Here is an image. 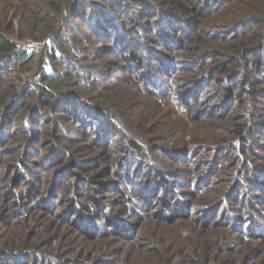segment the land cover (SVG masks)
<instances>
[{"label": "trees", "instance_id": "trees-1", "mask_svg": "<svg viewBox=\"0 0 264 264\" xmlns=\"http://www.w3.org/2000/svg\"><path fill=\"white\" fill-rule=\"evenodd\" d=\"M139 30L149 37H141ZM46 38L51 44L49 53L33 54L22 47ZM102 41L107 44L104 51L118 57L122 68L142 86L143 95L150 100L139 105L140 110L152 111L142 127L146 136H136L124 127L134 106L122 101L131 96L119 95L114 103L102 90L93 93L99 85L96 80L87 79L89 72L79 63L84 56H99L93 51L100 50L98 43ZM149 44L168 53L161 54ZM151 54L168 78L157 89L148 86L151 81L147 72L155 67ZM48 63L75 73L66 69L46 73ZM100 65L103 62L97 61L95 67ZM94 70L102 72L101 68ZM39 73L40 81H36ZM71 84L75 90L68 88ZM210 87L216 96L210 107L217 108L214 115L223 122L218 135L196 133L190 127V122H197L193 120L181 125L174 120L160 123L167 110L172 109L171 103L184 119L198 117L188 109L197 105L200 95ZM257 102H264V0H0V148H6L0 152V168L5 164L2 172H23L29 165L27 154L39 144L44 154L54 156L60 164L58 172L50 177L49 191L54 192L58 184L75 188L67 195L76 204L71 214L79 215L77 203L83 202L80 197L96 200L102 195L106 184L99 188L93 182L98 180L97 173L107 169L98 166L100 171L87 175L85 181L79 178L73 146L80 141L67 137L61 127V120L68 118L67 112L72 116L71 130L85 134L90 150L101 145L119 155L118 164L132 156L139 181L130 184L136 188L145 182L154 183L156 189L151 193L158 199L159 189L163 192L169 188L165 179L169 172L190 174L178 162H186L189 156L197 158L206 149L215 153L224 146H235L239 150V139L250 141L255 132L264 130V111ZM233 104L242 111L233 114ZM14 119L23 120L14 125H27L17 135L6 129ZM158 141L164 143L157 145ZM208 142L213 143L207 145ZM158 148L165 151L158 152ZM148 152L156 154V160L158 153L163 159H142ZM9 154L12 158L6 160ZM169 160L174 169L164 168ZM205 165L207 168L211 164ZM65 170H72L77 179L71 183L69 178L59 176ZM25 180L29 181L27 177ZM230 182L222 187V192L213 193L208 203H190L187 213L178 210L183 201L174 209L170 205L171 214L157 220L160 230L144 233L143 229L139 233L142 248L124 264H248L253 258L251 245L245 251L240 246L232 247L228 242L233 235L220 219L201 220L203 213L215 212L227 200H240L238 194H233L239 183L235 177ZM201 183L187 181V185L195 186L197 195ZM79 188L83 192H78ZM5 191L0 188V264H95L106 262L112 254L117 256L113 264H119L124 247L97 243L98 234L88 223L75 228V236L68 242L60 238L66 242L61 250L56 245L61 236L58 228H44L47 218L55 217L53 213L38 216L40 207L35 205L16 210L18 202L3 196ZM29 191L32 193L31 187ZM177 193L181 190L172 195ZM139 200L146 205L153 203L142 193ZM66 222L79 227L76 221ZM165 229L170 231H162ZM243 230L239 229L238 236L248 239ZM119 235L123 236L121 232ZM79 238L95 245L82 248Z\"/></svg>", "mask_w": 264, "mask_h": 264}, {"label": "rangeland", "instance_id": "rangeland-1", "mask_svg": "<svg viewBox=\"0 0 264 264\" xmlns=\"http://www.w3.org/2000/svg\"><path fill=\"white\" fill-rule=\"evenodd\" d=\"M138 33L141 34V37H149L142 30H139ZM115 37L119 36L117 35ZM49 42V38H46L40 42L32 41L25 43L22 47L33 54H38L42 51L49 53L51 50V44ZM98 44L101 45L100 50H94L93 52L97 53L96 55L99 56L89 59L84 56L79 60V63L85 65L86 71L89 72L87 79L96 80L95 83L99 85L97 88L95 86L93 93H99V91L102 90L107 99L114 103L118 102L119 95H123L124 98L131 96L122 101L124 104L125 102L133 103L134 106L129 112L130 114L124 127L126 131L136 136H146L142 127L144 123H146L148 117H150L152 111L140 110L141 108H139V105L148 103L150 101L149 98L143 95L141 90L142 86L133 80V76H128L127 71L122 68V63L118 57L111 52L106 53L104 51V47H106L107 44H105L104 41ZM149 45L153 46V44ZM109 47L115 49L113 45ZM153 47L156 51L160 50L161 54H164L162 52H165V54L168 53L164 49L158 48V46ZM150 59L153 61L155 67L147 72L151 81L148 86L157 89L158 87L164 86L168 82V78L162 73L161 66L153 59L152 54ZM97 61L103 62V65L95 67ZM57 63L58 62H56V64ZM56 64H46L47 68L44 72L51 73L53 69H57L58 71L66 69L64 66ZM100 68L102 69L100 74L93 72L97 71L94 69ZM40 73L39 75H35L36 81H40ZM68 73H75V71L69 69ZM176 75H179V72H177ZM69 76L70 75L67 77ZM23 81L24 79L21 80V83H23ZM68 88L71 90L76 89L72 84L68 85ZM215 99L216 96L213 92V87L208 88L206 93L200 95L198 104H193V108L190 107L188 109L190 112L195 111L198 117L191 115L192 118L188 116L187 119H184L182 113L176 108L177 106L171 103L169 107L172 109L167 110V113L161 118L160 123H169L170 120H174L181 125L182 123L186 124L193 120L197 122H195L196 124L190 122V127L194 129L196 133L206 131L210 135H218V127L223 122L214 115L217 108L210 107ZM260 99H263V97H260ZM30 100L31 98L29 101ZM191 101L192 100H188V102ZM120 103L121 102H119V104ZM257 103H259L260 108L264 111V102ZM232 107L236 110L231 111L233 114L242 111L241 108L235 106V104H233ZM57 114L60 115L59 112H57ZM67 116L68 118L65 120H61V127H64V133L69 135L67 137L71 139L77 137V140L80 141L79 144L73 146V148H75L74 163L76 164L75 168L77 169L79 178L85 181L87 175H93L96 171H100L99 167H106L107 169L105 172L101 171V173H97L96 177L98 180H94L93 182V185L99 188H101L104 183L106 184L105 188L101 190L102 195L98 196L96 200L80 197V200L83 202L77 203L80 207L79 215L71 214L76 204L71 202L69 196H67L69 190L73 191L75 188L65 184H58L54 192H50L47 188L49 186L50 177L53 178L54 173L56 174L58 172L60 164H57V159H55L54 156H50L48 153L44 154L43 148L39 144L35 146L37 148L36 150L33 148L32 151L27 154L29 165L27 169L24 168L22 170L23 172L18 175L15 171L11 172L10 169L7 170L9 173L2 172L5 168V164H2L0 168V188H6L3 196H7L11 198L10 200L18 202V204H16V210L24 209L29 205H35L38 208L40 207L37 209L38 216L41 214L45 215V213L49 214L48 212L53 213L52 215L55 217L51 216L47 218L44 223V228L47 229L48 227L50 231H55L56 227L58 228L61 236L56 241V245H58L60 249L64 243L68 242L69 238L75 236V228L80 229L81 225L88 223L90 225L92 224L94 231L98 234L97 243L110 244L115 248L124 247L118 257V263L124 264L125 260H132L134 256H136V253L142 248L143 240L139 239V233H142L143 229L145 230L144 233L153 232L156 229L160 230L157 220L160 219V216L164 217L165 215L171 214L170 205L174 206V209L183 201L184 203H182L181 207H178V210L187 213L190 209V203H208L209 200H212L210 198L213 196V193L222 192V187L224 186L225 188L226 185H229L231 183L230 180L235 177L237 183H239V190L237 189L233 194L236 196L238 194L240 200L234 201L232 200L233 198L227 200L224 206L219 207L215 212L203 213V215H201V220L209 221L215 219L219 221L220 219L222 223L226 225L227 229H230L233 235L228 244L233 245L232 247L240 246L244 251L251 245V247H253L251 250L253 258L248 264H264V130L255 132L256 136L250 141L239 139V150L235 149V146H224L222 149L216 150L215 153L206 149L205 152L198 155L197 158H194L195 156H189L186 162H178L177 164H181L183 169L189 170L190 174H187L188 172L174 174L169 172L170 175L165 178L169 188L163 190V192L162 188H160L159 191L161 194L157 199L152 196L153 191L156 189L154 183L150 181L145 182L136 188L132 186L133 184H130V181L135 183L139 181V173H134L136 167L135 164L132 165L134 163V158L132 156L126 159L123 164H118L120 161L118 158L119 155L111 150L101 145L100 148L90 150L85 144L89 141L85 134L81 131L73 132L70 127L72 125V116L69 112H67ZM22 121L23 120L17 119L12 120V126L6 128L8 133H13L15 135L20 133V129L27 125H14V123H22ZM229 135L227 136L228 138ZM151 136L154 137V135ZM157 143V145H160L164 143V141H158ZM212 143L208 142L207 145ZM0 149H3L0 152L6 150V148ZM158 150V152L165 151V148H158ZM6 157V160L11 159L12 154ZM155 158L156 154L148 152L147 156L142 159H146V161L150 162L153 160L154 162H158L163 159V156L158 153L157 160ZM197 159H203L205 161L204 164ZM40 161H45V164H40ZM208 163L211 165L206 168L205 164ZM164 168L174 169V166L169 160L164 163ZM107 171L109 172L107 173ZM24 176L25 178L27 177L29 181H26ZM59 176L69 178L71 183L77 179L72 170H65L59 174ZM174 181L177 182L175 187L173 184ZM187 181L189 183H199L202 181L198 188V195L202 194L201 197L195 194V186H193V184L187 185ZM84 184L83 182V187H86ZM126 185L127 189L125 188ZM232 185L234 184L232 183ZM30 187L32 188V193L29 191ZM178 190H181V193L172 195ZM77 191L81 193L83 189L79 188ZM139 193L147 195L149 200L152 199L153 203L147 205L143 203L139 200ZM5 198L6 197H1V199ZM3 203H5V200H3ZM148 214H150V217L154 216V218H149V216H147ZM67 220L76 221L79 227L76 224L74 226L67 224ZM239 229H244L242 233L247 234L248 239L238 236V234H240ZM162 231L169 232L170 229ZM120 232L123 236L119 235ZM40 235L44 237L42 230ZM86 237H88V235H86ZM60 238H63L62 241H67L61 242ZM94 243L93 241L79 238V245L82 248H89L95 245ZM140 255L143 257L144 253ZM116 257V254H112L111 258L104 263L98 261L93 262H95V264H113L112 260Z\"/></svg>", "mask_w": 264, "mask_h": 264}]
</instances>
